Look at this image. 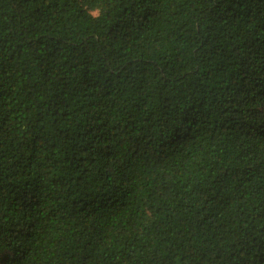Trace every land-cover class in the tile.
<instances>
[{"label": "trees", "instance_id": "trees-1", "mask_svg": "<svg viewBox=\"0 0 264 264\" xmlns=\"http://www.w3.org/2000/svg\"><path fill=\"white\" fill-rule=\"evenodd\" d=\"M0 264H264V0H0Z\"/></svg>", "mask_w": 264, "mask_h": 264}]
</instances>
